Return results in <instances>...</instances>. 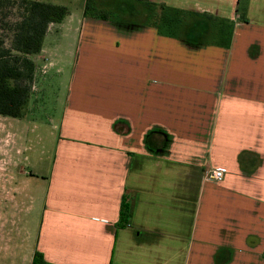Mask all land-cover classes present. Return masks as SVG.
Wrapping results in <instances>:
<instances>
[{
    "label": "crops",
    "instance_id": "1",
    "mask_svg": "<svg viewBox=\"0 0 264 264\" xmlns=\"http://www.w3.org/2000/svg\"><path fill=\"white\" fill-rule=\"evenodd\" d=\"M240 1L149 0L136 25L82 16L48 168L2 188L8 216L19 193L27 217L13 243L0 215V264L35 250L52 264H264V0ZM166 9L183 12L173 33L150 22Z\"/></svg>",
    "mask_w": 264,
    "mask_h": 264
},
{
    "label": "rangeland",
    "instance_id": "2",
    "mask_svg": "<svg viewBox=\"0 0 264 264\" xmlns=\"http://www.w3.org/2000/svg\"><path fill=\"white\" fill-rule=\"evenodd\" d=\"M34 1L63 6L67 8L68 15L61 23L53 25L44 36L42 49L45 52L44 56L48 58L44 59L41 57L44 60V66L43 68L36 67L28 111L20 119L5 118L0 115V193H2V195L0 194V207L4 208L0 210V215L6 220L7 228L8 222L14 226L12 228L13 243L21 241L22 238L16 234L15 228L22 227L26 220L27 216L24 212L26 200H24L22 205V195L17 193L16 197L19 198L18 202H20L18 205L19 209L14 213V216H8V209H5L8 208V196L4 194L2 188L8 185L10 173L14 174V185L20 189L23 178L18 175L19 173L35 172L38 166L41 167V171H45L48 168L58 139V130L54 129V123L57 121L58 116L61 115L62 103L67 94L68 81L76 58L75 53L70 56L69 49L72 44L78 42L79 33L77 29L82 20L85 0ZM140 3L129 0H96V7L108 12L109 20L113 23L136 25V21L140 19V13L144 8L143 3ZM244 3L245 0L240 1L239 11H241ZM156 13L157 11L153 15ZM14 14V12L11 13V16L13 17ZM171 14L172 12L168 9L161 14L159 13V16L164 19L160 20V22L158 20L157 24H153L158 32L173 33L172 31L177 28H182L175 26L174 21L172 24L173 19L170 20L169 18ZM6 33L0 29V38H3L5 42L7 40ZM37 64L40 65L38 62ZM37 157L43 158L44 162L39 164ZM25 189L26 187L23 188V191ZM33 191L35 197L42 196L40 188ZM40 202L41 199H39L37 204L35 203V211L30 218L33 221L36 219L35 224H31L29 220V245L35 243Z\"/></svg>",
    "mask_w": 264,
    "mask_h": 264
},
{
    "label": "trees",
    "instance_id": "3",
    "mask_svg": "<svg viewBox=\"0 0 264 264\" xmlns=\"http://www.w3.org/2000/svg\"><path fill=\"white\" fill-rule=\"evenodd\" d=\"M146 3L149 0H129ZM159 11L165 9L158 5ZM15 10V11H14ZM170 20L175 26H182L183 12L169 9ZM14 14V18L11 13ZM68 15L67 8L34 0H0V29L6 33V42L0 38V115L5 118L20 119L28 111L31 88L36 65L33 58L41 49L45 34L51 25L61 23ZM163 15V14H162ZM182 15V16H179ZM11 16V17H10ZM82 16L88 19L108 21V12L97 9L96 0H85ZM184 17V16H183ZM164 19L157 13L151 16L152 24ZM219 33L223 35L225 23L218 20ZM126 207L121 204L120 212ZM30 264H52L43 254L35 250Z\"/></svg>",
    "mask_w": 264,
    "mask_h": 264
},
{
    "label": "built area",
    "instance_id": "4",
    "mask_svg": "<svg viewBox=\"0 0 264 264\" xmlns=\"http://www.w3.org/2000/svg\"><path fill=\"white\" fill-rule=\"evenodd\" d=\"M206 178L212 179L215 181H221L223 178V173L219 170H210L206 172Z\"/></svg>",
    "mask_w": 264,
    "mask_h": 264
}]
</instances>
